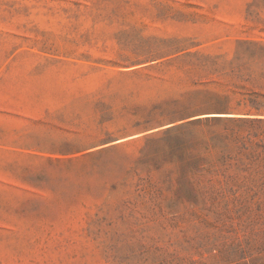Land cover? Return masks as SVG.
Returning a JSON list of instances; mask_svg holds the SVG:
<instances>
[{"label":"rangeland","instance_id":"1","mask_svg":"<svg viewBox=\"0 0 264 264\" xmlns=\"http://www.w3.org/2000/svg\"><path fill=\"white\" fill-rule=\"evenodd\" d=\"M262 39L264 0H0V264H230L264 249V117L180 128L216 138L192 157L168 126L75 155L35 148L61 134L48 124L95 131L106 109L166 97L200 64L227 72L239 41ZM41 170L50 181L24 180Z\"/></svg>","mask_w":264,"mask_h":264},{"label":"trees","instance_id":"2","mask_svg":"<svg viewBox=\"0 0 264 264\" xmlns=\"http://www.w3.org/2000/svg\"><path fill=\"white\" fill-rule=\"evenodd\" d=\"M239 44L245 47L235 53L234 63H231L227 72L215 63L197 65L194 70L187 72L186 83L166 97L150 104L124 108L116 118L106 109L104 113H108L107 118L95 131L48 124V130L61 134L35 138L36 150L51 155H75L89 149L101 137H121L168 126L165 134L172 136L167 140L175 149V155L192 157L191 151L196 146L206 148L216 138L209 142L201 141L192 135L181 134L178 131L180 128L220 125L221 122L231 121L232 118L224 116L233 113L264 117V39L244 40L239 41ZM219 75L228 77V80L210 78ZM202 115L212 117L199 118ZM105 122H114L115 131L104 129ZM231 137L234 141L239 140L237 134ZM24 180L40 185L51 179L41 170L26 176ZM230 264H264V249L257 250L255 254L240 251Z\"/></svg>","mask_w":264,"mask_h":264}]
</instances>
